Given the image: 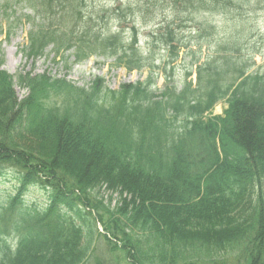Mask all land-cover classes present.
<instances>
[{
    "label": "trees",
    "instance_id": "obj_1",
    "mask_svg": "<svg viewBox=\"0 0 264 264\" xmlns=\"http://www.w3.org/2000/svg\"><path fill=\"white\" fill-rule=\"evenodd\" d=\"M171 1L191 14H236L239 6L236 25L264 10V0ZM139 7L124 1L108 7L89 0H0L2 12H32L23 13L32 25L24 46L28 56H43L51 45L57 54L72 50L78 62L92 54L116 56L129 69L148 60L136 47V26L131 44L96 26L103 13L121 21ZM4 30L0 21V34ZM163 30L174 49L171 22ZM240 33L219 40L212 60L195 61V85L167 87L161 98L139 82L111 91L110 103L107 94L101 97L102 78L86 89L27 73L18 82L29 95L19 100L13 77L1 70L0 171L10 164L25 173L19 196L0 207L3 230L9 233L13 223L20 236L11 243L0 235V264H85L98 222L111 236L100 232L109 247L120 251V263L264 264V69L246 76V62L235 65ZM221 100L228 103L224 114L204 119ZM29 183L51 191L42 211L21 208ZM105 184L120 193L115 209L90 200L89 191ZM78 219L89 226L88 234Z\"/></svg>",
    "mask_w": 264,
    "mask_h": 264
},
{
    "label": "rangeland",
    "instance_id": "obj_2",
    "mask_svg": "<svg viewBox=\"0 0 264 264\" xmlns=\"http://www.w3.org/2000/svg\"><path fill=\"white\" fill-rule=\"evenodd\" d=\"M110 0H103V2H109ZM124 2H130L132 4L138 3L140 0H122ZM152 0H144L146 2L143 6L145 12L139 19H135V22L138 24V30L140 31L139 43L140 51L151 57L152 62L155 67L151 70L153 71L154 76L157 75L156 83H151L149 87L161 92V90L168 87H172V84L176 83L178 88L183 87L184 81L187 79L185 75L186 65H189L190 62L194 59L199 58L200 62L205 64L206 61L212 60V57L215 55L216 51L213 45H216V38L226 35L236 36L235 33L241 31L240 35L243 38L244 44L252 45L259 48L260 44H264V11H260L258 14H254L250 17L249 20L245 22H237L230 15H219L215 14L212 11H203L197 15H191L189 12L184 11L182 7L175 8L173 6L174 2L171 0H161L154 5ZM154 2L156 0H153ZM178 6L179 3H176ZM179 16L180 23L183 24L179 27L181 30L180 45L181 49L179 50V55L176 56L174 53H170V50L163 45L161 42H158L157 37H152L151 34L159 33L157 30L158 25H165L166 21L171 17ZM5 16V15H4ZM14 17V16H12ZM0 21L3 25V15L0 11ZM4 23H6L4 21ZM113 20L110 25L112 30L116 27L122 28L124 34L130 35V27L132 26V20L129 19L128 22L121 23ZM8 24V23H7ZM15 21L11 23L12 34L10 37H7L4 34H1L0 40L2 39L0 47V69H5L12 75H17L20 72L25 71H34V73H43L49 71L51 75H62L67 73V79L75 81L78 85H88L91 82V77L93 73L105 76L107 79V84L111 89H116L120 84L126 83L127 81H137L139 78L143 79L148 77L150 69H143V71H134L131 75H128L127 69L124 67H118L112 65L114 63L113 58H106L102 56H92L91 59L87 60L81 64H74L70 66V69L65 68L64 65L67 63L65 60H54L52 54H47V57L38 60H32L28 58L23 51V45L27 43L28 36L27 33L31 29V25L28 23H22L21 27L14 29ZM108 25L107 21L101 20L97 24L96 28L102 30L104 26ZM197 25H201L199 28L203 30L200 34L196 33ZM6 26V24H4ZM251 29L252 32L249 33L248 29ZM250 34V35H249ZM252 34V35H251ZM201 46V48L199 47ZM150 50V51H149ZM257 57V58H256ZM257 64L251 70H256L260 68L264 69V55L256 56ZM73 60L74 57L71 56ZM260 66V67H259ZM167 67V69H165ZM167 72L174 71V79L171 81L165 77ZM195 78V77H191ZM189 78L188 80H191ZM16 80V79H15ZM16 92L20 98L26 96V90H24L18 83L16 84ZM103 99V96H102ZM104 100L113 102L111 95L108 93L105 95ZM226 104L223 102L218 103L216 109L210 113L208 117H215L219 114H223L226 109ZM177 124H182V118L177 120ZM19 186L18 174L11 172L10 170L6 171L4 176H0V204L6 203L10 194L15 195L17 192V187ZM101 191V192H100ZM98 192V197H93V192L89 193L90 200L98 201L102 200L104 203L103 206L115 209V207L120 204V195L118 192L107 191L105 188H101ZM49 199V194L43 188L31 186L30 189L25 194V201L27 205H36L38 207L45 206L46 202ZM84 210L86 208L83 206ZM101 211H104L102 208ZM108 209L105 208V214H107ZM108 215V214H107ZM100 226V225H99ZM102 227V226H101ZM100 230H102L99 227ZM139 237L145 238V234L137 233ZM12 235L9 236L12 240ZM92 253L88 258L87 264H123L119 263L117 255L120 254V251H115L110 248L107 244L106 238L102 235H99L98 232L94 234V242L92 244ZM115 251V252H113ZM221 256L225 255L220 253ZM236 259L233 255L228 254L227 257Z\"/></svg>",
    "mask_w": 264,
    "mask_h": 264
}]
</instances>
